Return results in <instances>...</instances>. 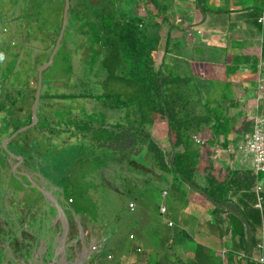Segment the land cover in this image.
Returning <instances> with one entry per match:
<instances>
[{
    "label": "trees",
    "instance_id": "1",
    "mask_svg": "<svg viewBox=\"0 0 264 264\" xmlns=\"http://www.w3.org/2000/svg\"><path fill=\"white\" fill-rule=\"evenodd\" d=\"M204 1H198L197 9L199 8L207 16L213 13L214 15L211 16L214 17L215 21L220 14L239 12L243 9L246 10V13H251L254 16L253 22L255 26H259L261 22L258 19L261 16L264 17V0H260V6H252L254 10L249 5L250 0H230L231 3L225 0L226 7H218L216 9L209 8L207 1ZM68 2L69 6L63 29V32L66 33L65 35L63 33L60 38L59 46L54 52L53 59L58 54L65 55L67 59H70L75 51L80 53L84 44L88 43L90 52L85 58H89V62L92 64L97 63V66L93 72H88L87 74L89 76L97 75L96 77L99 78L98 80L90 81L91 88L94 90L99 87L98 82H102L103 88L109 87L110 84L121 82L123 88L118 89L119 92L111 93L112 91H108L107 93V91H104L102 94L103 96L115 95L116 99L103 101V106L108 109L110 107H120L119 110L122 114L119 117L121 120L117 124L108 125V128H105L108 131L104 133L100 131L99 136H92L91 134L96 133L98 129H103L104 127L101 124L96 128V123L90 125L89 119L82 122L81 117L74 116L75 120H70L68 124L75 125V129L84 133L83 137L78 140L79 142L72 144H78L82 150L74 154V158H72L73 153L70 152L74 150V147H76V150L79 147L77 145L71 146L64 154L63 159L65 160L61 159L60 164H56L60 168V175L73 177L79 175L81 171L86 173L91 171L92 173L96 172L95 174L101 177L100 172L97 173V171L103 165H108L107 168H110L115 163L120 170L126 169L128 172L137 175L144 174L147 188L153 189L154 187L158 191L156 192L159 199H161V201L159 199L156 201L157 198L153 199V194L147 195L148 199L155 201L157 215H162L159 211V206L162 204L166 207L165 213L173 214L174 219L171 217L169 220L175 222H177L176 218L178 217L172 210L175 208L173 201L186 197L192 188L196 191L195 189L198 190L196 186L201 187L204 190V192L200 191L201 195L212 206L211 214L214 215L215 219V222L211 223V225L206 223L204 229L205 231L211 229V235L214 236V240L211 242L195 241L193 242V253L186 260L182 262L180 257L174 255V258L171 259L172 261L169 262L173 244L175 245L184 240H192L191 234L184 230L180 224L174 222V230L172 227L170 232L172 235L166 236L167 241L163 243L165 252L161 259H158L157 255L152 254L154 256V258L152 257L153 264H264V262L256 261L261 256L264 258V180L256 181V179L260 178L259 174L264 172L255 173L253 171L254 173L251 172L252 176H247L248 182L255 183L256 181L261 189L258 191L254 189L244 191L248 202H244L239 208L237 205L230 206L225 202L226 197H217L213 193L214 191H211L210 167H206L204 170V172L210 171V173H201L199 170L201 166L197 164L198 158L201 160V153L204 151L202 149L205 144V141L202 143L197 139L200 133L207 132L205 137L208 139L215 138L216 135H221L224 138L227 132L230 133L228 128L230 127L229 125H233V122L222 111L221 100H230L231 104L234 105V101L240 98L239 94L233 93L231 90V85L234 84L231 77L238 71V65L226 64L222 53L219 51V46H217V41L220 40L215 39L214 44L217 46H215V49L217 54L221 55L224 64L215 66L211 62V75L213 76H211V79L205 78L204 76H199L195 72L194 66H192V63L196 61L192 54V49L196 45L192 35L195 32L193 27H188L185 32L182 31L181 33L183 36L180 41H182L185 55L181 58L179 57V61H175V57L169 56L170 53H167L171 39L170 32H167L164 42L166 53L161 61L155 65L152 50L159 42L161 27L166 23L169 24L168 22L165 23L168 20V17H165L167 15L158 21L152 15V10L147 2H152L155 5L156 0H68ZM64 7L65 0H0V42L3 43L0 44V51H2L0 54V65L2 63L6 64L5 71L1 77L3 81H0V85L7 83L9 86L14 87L13 91H18L20 99V103L16 107V99L11 94L12 90L8 91L5 85L1 86L0 96L2 94L3 98H0V111L5 107H16V110L22 113L28 106V110L21 115V118L16 116L12 118L11 115L7 117L11 123L15 124L9 129V134L22 125L24 126L31 122L30 104L35 97L38 75L33 87L27 85L26 81L34 72H39L38 66L43 62H47L53 52L57 37L52 40V34L57 36L60 32ZM165 8L166 6H162V11ZM54 18L59 24L54 28H50ZM188 19L190 20L191 17H188ZM217 31L219 32L214 34L215 38L223 36L224 39H229L233 34L243 41L247 40V36H242V34L248 35L249 33L248 29L236 32V30L227 28ZM220 32H222V35L219 34ZM24 38L33 41H45L46 39L52 41L48 42L50 44L46 43L34 57L28 47L29 49L25 50L27 57L20 58L17 48H20L19 45L22 47ZM85 58L80 59L81 64L84 63ZM53 59L48 67L42 71L41 87L43 85V73L51 66ZM173 60L175 64H172ZM256 64L257 62L255 61L252 65H247L248 77H255L253 81L250 80L249 84L252 86L250 90L257 91V86H263L261 87V98H264V80L263 82L259 81V83L256 81L259 75L264 74V69L261 68L259 71ZM18 67H21V70L17 74L15 71ZM224 67L227 68L224 69ZM1 69L2 67H0V75ZM88 69H90L89 66ZM220 70H222V77L218 76V71ZM200 74L203 75V73ZM10 75L11 77H9ZM14 76L19 78L15 79ZM205 81L213 84L211 87V105L208 99L209 96L207 97L208 92L205 93L203 91L205 86H208ZM224 81H227L229 86L227 92L224 91L221 97L231 94L228 99H222L218 93L220 85L217 83ZM15 85L18 87H15ZM71 95L77 96L82 95V93ZM39 99H41V95H39ZM43 104L44 101L40 104L42 110L44 108ZM240 112L239 110L238 114H241ZM69 113L74 114L71 111H68ZM70 117L72 118V116ZM61 118L63 117L58 112L55 115L53 114V116H49L48 121L50 124L48 123V125H51V123L57 124V121L60 122ZM76 120L81 123H77ZM43 121L45 122L47 119L43 117ZM253 121L255 120L252 118L249 121V118L243 117L246 130L253 127L255 124ZM82 123L83 125H81ZM156 123H160L158 125L159 132L166 129L162 140L165 141L164 144L169 146L168 150L161 145L162 140L158 141L151 135L150 128ZM261 124L264 131V118ZM87 138L91 142H87ZM228 138L227 142L229 141ZM22 144L25 147L21 150L15 141L11 139L7 148L13 149L16 153H22L23 160H25L33 150L29 151L27 142L22 141ZM32 145L31 147H34L35 144ZM209 150L208 147L205 148V151H207L205 154L211 153ZM0 153L3 161L5 159L4 156L7 154L2 147H0ZM59 154V151H57L56 157ZM143 161L145 165L141 164ZM26 165L28 168L34 169L30 163ZM109 165L111 166L109 167ZM36 170L42 172L40 168ZM168 174L172 175L171 182ZM121 177H125V174ZM195 178L198 180L202 179L203 184H198ZM51 181L55 186H58L52 178ZM147 181L151 182L148 183ZM102 183H104L103 180ZM63 184L65 183L63 182ZM72 184L74 183L71 182L69 185ZM70 187L73 188V186ZM163 190L165 191L164 195H162ZM206 191L207 194H205ZM130 192L131 189L127 191V194H130ZM168 194L172 197L169 202H165V197ZM143 205L146 208L147 218H149L147 208L149 204L143 202ZM183 214L181 212V217H184ZM158 222L160 223L159 220L154 221L159 227ZM184 223L186 221L183 218L182 224ZM160 229L165 230L161 227ZM160 229L158 228V230ZM146 230L147 226L144 222L141 228L132 234L134 238L135 236L139 238L143 236V233L147 234ZM228 238L231 243L227 242ZM171 239L172 241L175 240L174 243L169 241ZM134 246L132 244L129 249L126 247V251L131 254V257L136 256L132 251L143 256L144 249L141 250L140 248V250H137V246L136 249Z\"/></svg>",
    "mask_w": 264,
    "mask_h": 264
},
{
    "label": "rangeland",
    "instance_id": "2",
    "mask_svg": "<svg viewBox=\"0 0 264 264\" xmlns=\"http://www.w3.org/2000/svg\"><path fill=\"white\" fill-rule=\"evenodd\" d=\"M198 1L199 0H156L155 5L152 4V2H147L149 5V8L152 10V15L155 16V19H157V21L160 20V18L163 19V17L167 15L165 17H168L167 18L168 20L165 21V23L168 22L170 24L169 25L166 23L162 27L160 26L161 29L159 31V34H160L159 42L157 43V45H155L152 52L154 55L155 65H157L156 63L160 62L162 57L166 53L164 49V42H165V37H166L167 32H170L171 39L169 42L170 46L167 50V53L168 52L170 53L169 56L170 55L174 56L175 61H179V57L181 58L183 57V55H185L182 41H180L181 37L183 36L181 33L182 31L185 32L186 31L185 29H187L188 27H193L195 32L194 34L192 33V35L194 37V43H196V45L194 49H192V52H193L192 54L195 57V60L197 62L194 61L192 63V66H194L195 72H197L199 76H204L205 78L211 79L212 78L211 76L213 75H211V67H210L211 64L210 63L212 62L215 66H221L222 64H224V61L221 59V55H219V53L217 54V50L215 49V46L211 44V39H212L211 37H213L214 35L213 33L219 32L217 30L227 29L231 25H235V23L237 24V20H239L240 16L243 13H240L241 11L233 12L229 14V17H225L226 15L221 14L219 17H217L215 21L214 17L211 16V15H214L213 13L207 16L203 11L199 10V8L197 9ZM206 1H207V5L211 9H216L218 7L220 8L226 7L225 5L226 2H224L225 0H205L204 2ZM228 1L229 3H231L230 0ZM259 3H260V0H250L249 1V5H251L250 7L253 10H254V7L252 6L258 7L260 6ZM162 6H166V8L163 11H162ZM188 17H191V19L189 20ZM58 24H59L58 21H55V18H54V21L51 24L50 28H54L58 26ZM64 27L65 25L63 26V19H62V24H61V29H60L59 34L57 36L52 34L53 36L52 40L56 39L57 37L56 44L53 49L59 46L58 44H59L60 38L62 37L64 33L63 32ZM236 28L239 31H242L241 30L242 28H240L239 25ZM232 30H236V29H232ZM9 32H10V27H9ZM195 34L198 36H196ZM219 34L222 35V32H220ZM237 34H240V33H237ZM231 36H234V35L232 34ZM242 36H247L246 37L247 40L244 42L241 41L242 43L250 42L249 44L252 45L255 41V36L250 35V33H248V35L242 34ZM213 39L223 40L224 38L223 36H221V37L213 38ZM52 40L46 39L45 41L42 40L43 41L42 42L38 40L37 41L26 40L24 38L22 40L23 42L22 47L19 45L20 48H17V51L20 54V58L27 57L25 50L28 47L31 49L32 55L34 57V55H36L45 46L46 43H48L49 41L51 42ZM227 40L229 39L227 38ZM64 41H67V40H64ZM225 42L227 43V41ZM241 42H239V44ZM0 44H3V43L0 42ZM68 46L70 47L71 45H68ZM221 50L223 51L224 55L227 56L226 59L230 60V62L240 63V61H242L244 63L252 64L251 62H253V59H254L253 58L254 56L252 57L251 54L245 51H241L240 49H235L233 51L231 50L228 51L225 49H221ZM1 52L2 51H0V54ZM89 52H90V47L88 43H85L84 46L81 48L80 53L75 51L73 53V56L70 59H67V56L60 55V54L54 57L51 66L48 68L47 71L45 70L43 73V85L41 87L42 93L40 94L41 99H39L40 104L42 103V101H44L43 110H42V106L39 104L38 111L36 108L38 116L35 113L36 118H37L36 123L32 126H29L30 125L29 124L28 125L29 127L27 129H23V131L17 133L18 135L15 134L13 137L12 135L16 130L13 131L11 134H9V129H11L12 125H15V124L11 123L10 120L7 119V117L11 115L12 118H14L15 116L18 118H21V115L28 110V106L26 107L25 111H23L22 113L18 112L19 110H16V107L20 103L18 91H13V89L15 88L12 86H9L7 83H3L0 85V87L1 86L3 87L5 85L8 91L12 90V93H11L12 97L16 99V104H17L16 107H5L3 110L0 111V142H1L0 147L4 139H7L8 137H12L11 139L15 141V143L21 150L23 147H25V145L22 144V141H25L28 143L27 147L29 148V151H31V149L33 150L29 153L28 158L23 160V162L10 159L11 156L9 155L4 156V158L7 157L9 169H11L8 172H6L5 175L2 173V170L0 167V220L7 223V226L3 230L1 229L2 233L0 235V264H24V263L26 264L27 263V260L23 258L24 255L23 256L19 255L18 252L20 251L21 247L28 245V243L32 241L30 239V234H29L30 229H28L29 222L31 224V228H32V225H35V231L40 236L43 235V233H45V231L49 229L47 223L49 221V217L51 216L53 212V210L51 211L52 208L45 207L44 205H38L35 213L33 214L32 220L29 221L30 219H28V215H30V213L28 214L27 213L28 211L26 209L29 207L28 205L30 204V200H31V203H33L32 200H37V197H34L31 194V190H30L31 189L30 187L33 186L32 184V182L34 181L33 177L37 176V174L33 173L32 170H29V168L26 165L28 163H30L34 169L40 168L41 169L40 171L48 174L53 180L56 181L57 184L59 185L66 184L65 193L63 192V195L66 198H68L69 196L70 197L72 196L71 197L72 200L74 199L72 206L76 207L74 209L76 211L75 213L78 214L82 212L81 214L84 215L82 217H84L86 221H89V223L93 225L96 222H100V221L108 224V228H103V226L102 225L100 226V224L97 225L98 228L95 226L96 231H98L97 232L98 235L102 237L101 241L102 240L108 241L110 239L108 238L109 236L107 234L108 232L110 233L111 237L113 235H116V233L117 234L123 233V231L126 228L125 227L126 224L124 222H122L121 224H118L116 222V218L119 215L120 218L122 219V217L125 215V211L129 209L128 207L129 201L133 202L134 200H131V198H134L135 199L134 202L136 204H134L133 211H132L133 214L131 216L134 217L135 221H137L139 224L140 223L142 224L145 222L147 226V230H146L147 234L143 233V236L137 238V240L140 241V244L142 245L144 249V255L143 256L136 255L135 257H132L131 259L133 260L135 264H138V263L141 264L142 262H143L142 264H153L152 254L157 255V258L161 259L162 255L165 252L163 243L166 242L167 239L166 238L163 239V238L164 236H166V232L165 230H161L160 227L163 229H168L169 222L171 223L175 222L169 219H171V217L174 219V217L172 216L173 214L171 215V213L169 212L163 213L160 216L157 215L156 204L153 199L157 198L156 201H158L159 199L158 194H157L158 191L154 187L153 189L147 188L146 180H145L146 177L144 174L137 175L132 172L131 173L128 172L126 169L120 170L118 169L116 163L113 164V166L107 170L108 174L106 173L104 174V178L113 179L115 184L116 182H120L126 191L131 189V192L128 198L126 197L119 198L116 195V193L110 191L109 189L105 187L104 183H102V181L100 180V176L98 177V175L95 174L96 172L92 173L90 171L89 173H86L85 171H81L79 175H75L73 177H68V176L66 177V176L60 175L61 173L60 168L56 166L57 163L60 164L61 159L65 160L63 159L65 156L64 154H66V152L71 148V146L77 145L79 147L78 144H72V143H77V141L83 137L82 135L84 132L75 129L74 127L75 125L73 126V125L68 124L70 120L71 121L75 120L74 116L81 117L82 122L85 120L88 121L89 119L88 122L90 123V125H94V123H96L95 124L96 128L98 127L99 124H101V126L104 127L103 129H98L96 133L91 134L92 136L93 135L99 136L100 131L102 133L107 132L108 129H105V128H108L107 127L108 125L111 126V124L112 125L117 124V122L121 120L119 118L122 114L121 111L119 110L120 107H110V109H108L106 107L104 108L103 106V101H112L116 99L115 98L116 96L115 95L103 96L102 93L104 91H107V93L108 91H112L111 93L119 92L118 89L123 88L122 83L116 82V83L110 84L109 87H104L105 88L104 89L102 82H98L99 87H96L93 90L91 88L90 81H95V80H98L99 78L96 77L97 75L89 76L87 74L88 72H93L94 68H96L97 66V63L92 64L89 62V58H85L89 54ZM207 57L211 59H208ZM82 58H85V60H84V63L81 64L80 59ZM167 61H169V59H167ZM42 64L38 66L39 70L41 69ZM172 64H175L174 60ZM5 66L6 64L4 63L0 65V67H2L0 81H3L1 77L3 75L2 73L5 71V68H6ZM88 66L90 67V69L87 70ZM46 67H48V65ZM225 68L227 67H224V69ZM243 68L246 69V67L244 66ZM19 70H21V67H18L15 73L18 74ZM199 72L203 73V75H201ZM237 72L240 74L243 71H241L239 68ZM37 75L38 73L34 72L27 79L26 84L30 85V87H33L37 81ZM218 76L222 77V70L218 71ZM9 77H11V75ZM14 78L16 79L19 77L14 76ZM238 78L239 77H237V79ZM249 79L253 81L255 77L250 76ZM205 82L208 86H205L203 91L205 93L208 92L209 95L207 94V97L208 96L210 97V98L208 97V99L210 100L209 102L211 105V87L213 86V84L209 81H205ZM217 84L220 85L218 93L221 97L224 91L227 92L229 83L227 81H224V82H218ZM15 87H18V86L15 85ZM261 87L257 86V91L250 90L251 84H248L249 90H247L246 95L245 94L243 95L245 97L239 98L238 100L234 101V105L231 104L232 102L230 100H221L220 98L219 99L217 98L218 100H221L222 111L231 118V122H235V124L238 125L239 122H241V120L243 121V119H241L240 117L241 115H245V117L249 118V121H250V118H252L253 120L260 119L261 121H263L264 98H261V93H262ZM243 89L244 87L241 83V80L234 81V84L231 85V90L233 91V93L236 92L237 94L240 95L243 92ZM79 93H82V95H77V96L71 95V94H79ZM100 94H102V96H100ZM230 95L231 94H227L226 96H222L221 98L228 99L231 97ZM0 98H3L2 94ZM32 105H33V102H31L30 104L31 110H32ZM239 110L241 111V115L238 114ZM68 111H71V113H74V114L69 113L70 114L69 115ZM57 112L63 118L60 119V122L57 121V124L51 123V125H48L49 116H53V114L55 115V113ZM31 114H32V111H31ZM43 114L44 116H42ZM46 115L48 116L46 117ZM70 116H72V118ZM43 117L47 119V121L44 122ZM76 121L77 123H81L78 120ZM102 123H105V124H102ZM159 124L160 123H156L152 128H150V131H151V135L155 137L156 140L161 141L163 139V136L166 133V129H163L162 132H159L158 131ZM81 125H83V123ZM229 126L230 127L228 128V131L229 132L234 131V128L231 127V125ZM21 127H23V125ZM206 133L207 132L200 133V134L198 133L199 136L197 137V139L201 141L202 143H204L205 141V144L203 145V149H202L204 151H202L201 153V160L198 158V161H197V164L201 166V168H203V170L201 171L203 173L205 172L210 173V171L204 172V170L206 167H210L211 169V165H214V162L216 165H221V164L228 165L230 169H232V167L234 166H238L237 164H235L236 161L233 160L234 161L233 162L232 159L230 161L231 163L233 162L234 164L230 165L228 162H226V159H224L223 157H227V156L225 154L223 155L221 154L222 153L221 148L216 147L217 150L213 149L214 145L218 144V142L220 141L219 139H221L220 137L221 135H218V136L216 135L215 138L208 139L205 137ZM227 138H228V132H227V135L224 136L226 147L228 145ZM87 142H91V140L87 138ZM164 143L165 141L162 140L161 145L165 149L168 150L169 146ZM32 144H35L34 147H31L33 146ZM229 146L231 148V151H233L234 149L231 147V144H229ZM204 147L205 148L208 147L210 149L209 151L215 154V156L211 155V153L205 154L207 153V151H205ZM234 148H235L234 152L237 153L238 148L235 145H234ZM26 150H23V151H26ZM78 150H76V147H74V150L70 152V153H73L72 158H74L73 155L80 152L82 148L79 147ZM57 151H59L60 153L58 157H56ZM38 155L40 156V159ZM239 156L241 159H243L244 155L240 152ZM2 162H3L2 155L0 153V165ZM141 164L145 165V162L143 161L141 162ZM14 165H17L20 167L19 169L20 172L27 173V174L33 173L34 175L32 177H27L25 174H23L22 180L18 179L20 176L17 177V175H15V173L12 172ZM250 165H251V170H254L252 164ZM85 170H86V167H85ZM99 172L100 171H97V173ZM215 172H218V171H211L212 173L211 177L215 176L217 178L216 183H219L218 179L224 178V176H222L221 174L214 175ZM238 173L236 172L234 175ZM124 174H125V177H121ZM168 175H169V181L171 182L172 175L170 174ZM259 175H260L259 177L261 178V180H264V173H260ZM5 176L7 180H5ZM195 180L197 183L203 184L202 179L198 180L197 178H195ZM144 181H145V184H144ZM63 182L65 184H63ZM71 182H73L74 184L69 185ZM147 182L150 183L151 181H147ZM5 186H6L7 192L3 191V188ZM27 186L29 187L27 188ZM70 186H75V187L71 188ZM151 188H152V185H151ZM196 188H198V190L195 189L196 192L194 191V188H192V190H189V193L187 194L186 197L181 198L182 203H183L181 207L183 208L182 212L184 213V217L176 218L177 222H175V223L180 224V226H182L184 230L190 233L191 238L193 240V241L191 239L184 240L183 242L181 241L180 243H177L175 245L173 244V247H171L172 250H176L177 252L179 251L182 257L189 256L193 253V245H194L193 242L195 241L196 242H201V241L211 242V234H210L211 229H209L210 231L205 232L203 231V225L200 228L197 225L198 221H200L202 224L203 222L201 220H204L206 222L205 217H207V214H208L207 209L211 210V206L209 202L205 201L206 199L204 200V197H202L201 195L200 191L204 192V190L198 186H196ZM10 189L14 190V193L13 194L11 193L10 197L8 199H5L4 195H6L10 191ZM163 193L164 192L162 191V195ZM148 194H153V199H148L147 197ZM205 194H207V191ZM171 197L172 196L168 194L165 197V202H169ZM198 199H202V200L198 201ZM159 201H161V199H159ZM41 202L44 203L45 200L42 199ZM143 202L145 204L146 203L149 204L147 206L149 218H147V214L145 210L146 208L143 205ZM124 203H125V209L123 208ZM17 207L20 208V213H21L20 215H17V210H16ZM78 208H82V209H78ZM47 211H49L50 214H48ZM135 212L136 213L138 212V213L134 214ZM54 214L56 216V210L54 211ZM183 218L185 219L186 223L182 224L181 222H178V221L183 220ZM153 220L155 222L157 220L160 221V223L158 222L159 227L156 225V223H154ZM17 222L19 226L16 230ZM174 227H173V230H174ZM158 228L161 231L158 230ZM7 232L8 233L10 232V234L7 235L8 237L6 236ZM128 234L129 232L127 233V236ZM118 235L116 236L118 237ZM171 235L172 234H170L169 236ZM128 237L130 238V236ZM199 237L203 239H200ZM3 238H6L11 243L9 244V241L6 242L5 240H3ZM130 241H134V238L131 239ZM169 241L171 243H174L175 240L172 241L171 239ZM5 242L8 243L9 245L8 247ZM138 257H140V259ZM106 259L107 260L110 259L114 261L116 260V256L112 254L107 255ZM131 259L129 257L126 260L128 264L133 263V262H130Z\"/></svg>",
    "mask_w": 264,
    "mask_h": 264
},
{
    "label": "crops",
    "instance_id": "3",
    "mask_svg": "<svg viewBox=\"0 0 264 264\" xmlns=\"http://www.w3.org/2000/svg\"><path fill=\"white\" fill-rule=\"evenodd\" d=\"M244 11H241V12L239 11L240 13H243V14L240 16L239 20H237V24L235 23V25H231L229 27V30L236 29V32L239 31L236 28L238 25L240 26V28H242L241 30H245L246 28H248V32L250 33V35L253 34L255 36L254 43L252 45L249 44L250 42L242 43L241 41H243V40L238 38V36H235V35L231 36L229 38V40L219 39L220 41H217L218 42L217 46H219V51H220V53H222L226 64H228V63L236 64V65H238V68H240V70L243 71L240 74L238 72H236V74H238V75L235 74L231 77L233 82L241 80V83H242L244 89H243V92L240 94V98H242L243 95L247 93V90H249L248 84L250 83V79H249L250 77H248V73L246 71L247 65H249V63H244L242 61H240V63L230 62V60L226 59L227 56L224 55V53L221 49H225L228 51L240 49L241 51H245V52L251 54L252 57L254 56L253 58H255V60L253 59V62H251V63L253 64L256 61L257 62L256 65H257V68L259 71L261 68L264 69V19L262 21H259V19H260L259 18L258 21L261 22V24L259 23V26H255V23L253 22L254 16H252L251 13H248V12L246 13V10H244ZM229 14H231V13L227 14L225 12L222 15H226L225 17H229ZM213 34H215V33H213ZM211 38H212L211 44L216 46L214 44L215 41L213 39V38H215L214 35ZM225 41H227V43ZM239 42H241V43L239 44ZM252 64H250V65H252ZM243 66L246 67V69H244ZM237 77H239V78L237 79ZM259 79H260V82L261 81L263 82L264 74H261L256 78V81H258V83H259ZM258 83H257V85H259ZM240 110H242V109H240ZM240 117H241V119H243V117L245 118V115H241ZM231 126L234 127V131H230V133H228L229 141H228L227 147L225 145L224 138L220 136L221 137V139H219L220 141L218 142V144L214 145L213 149L217 150L216 147L221 148L222 149L221 154L222 155L225 154L227 156V157H223L224 159H226V162H228L230 165H232V164H234L233 162L236 161L235 164H237L238 166H234V167H232V169H230L228 167V165H224V164L216 165L214 160H213L214 165H211V171H218V172H215L214 175L221 174L222 176H224V178H219L218 179L219 183H216L217 178L215 176L211 177V191H214L213 193H215V195L217 197H220V198H225V195H226L225 201L230 206L237 205L239 207V206H242L244 202H248L246 195H244V194H246V192H244V191H247L250 189L253 190L254 186L257 185L256 183L259 182L261 180V178L256 179L257 182L255 181V183L248 182L247 176L253 175V174H251V172H253V170H251V165H250L251 164V156L249 153L245 154L244 150L241 151L239 149V145H241L242 140H243V134L246 133L247 131L249 132L250 130H252L253 127L249 128V130H246L247 128H246V126H244V123L242 120H241V122H239L238 125H236L235 122H233V125H231ZM229 144H231V147L234 149L233 151H231ZM7 145H8V143H7ZM234 145L238 148L237 151L239 153L237 151H236L237 153L234 152L235 151ZM9 151L12 152L13 154H15L16 157H12L8 153V151H6V154H7L6 156L9 155V156H11L10 159H14L15 161L18 160L20 162H23L24 158H23L22 153H18V152L16 153V151H14L11 148L9 149ZM240 152L244 155L243 159H241L239 156ZM211 155L215 156V154H213V153H211ZM18 156L22 157V160H19ZM231 159H232V161L234 160L232 163L230 161ZM107 166L103 165L102 168H100V169L98 168L99 169L98 171H100V174H101V177H100L101 181L103 179H108V178H104V174L105 173L108 174L107 170L110 169L112 166L109 165V167L111 166L110 168H107ZM0 167H1L2 173L4 175L6 174V172L11 170V169H9L7 157L3 160ZM14 167H15V171H13L14 170V168H13L12 172H14L15 175H17V177L20 176L21 178L19 177L18 179H21V180H22L23 174H25L27 177H32L34 175L33 173L37 174V176L33 177V179H34V181L32 182L33 186L30 187L31 188L30 189L31 194L34 197H37V200H32L33 203H31V200H30V204L28 205L29 207L26 209L28 211L27 213L28 214L30 213V215H28V219H30L29 221L32 220L33 214L35 213L38 205H44L45 207L52 208L51 211L53 210L51 216L49 217V221L47 223L49 229L47 231H45V233H43V235H41V236L35 231V225H32V228H31V224L28 221L29 222L28 223V229H30L29 234H30V239L32 241L30 243H28V245L21 247L20 251L18 252L19 255H22V256L24 255L23 258H25V260H27L26 264H99V263H101V264H128V262L126 260L129 257H130V259L132 257H131V254L126 251V247L129 249V247L132 244H134L135 249H136V246L140 247L141 250L143 249L142 245L140 244V241L137 240L136 236H135V238L133 237L134 241H130L131 239L128 237L130 233H134L135 231H138L141 228V225L143 224V223L139 224L137 221H135L134 217L131 216L133 214V212H132L133 210H131L130 208L125 211L126 216L124 215L122 217V219L120 218L119 215L116 218V222L118 224H121L122 222H124L126 224L125 225L126 228L124 230L125 232L123 231V233H121V234L118 233L119 235L116 233V235H118V237L116 235H113L111 237L110 233L108 232L107 233L109 235L108 238H110V239L108 241H106V240L101 241L102 237L100 235H98V233H97L98 231H96L95 226L98 228L97 225L100 224V226L102 225L103 228H108V224L100 221V222H96L93 225V224L89 223V221H86L84 219V217H82V216H84L81 214L82 212L78 213V214L75 213L76 211L74 209L76 207L72 206L74 199L73 200L71 199L72 196L71 197L69 196L68 198H66L63 195V192L65 193L66 185L56 184L58 186H55L52 183L49 175H46L43 172H39L36 169L29 168V170H32L33 173L27 174V173L20 172L19 166L14 165ZM199 170L201 171L203 169L200 167ZM236 172L237 173L239 172L238 174L240 176L238 174L234 175ZM201 173H202V171H201ZM39 179H40V181H39ZM5 180H7L6 176H5ZM109 180H111L109 182L111 187H108L104 184L107 189L116 193V195L119 198L120 197H122V198L123 197L124 198L129 197L130 194L129 193L127 194V191L121 185L120 182H116V184H115L113 179H109ZM251 180H252V178H251ZM114 184H115V186H114ZM198 184L202 185L201 183H198ZM249 184H251V185H249ZM28 187L29 186H27V188ZM73 187H75V186H73ZM114 187H116L118 189V191L114 190L113 189ZM3 191L7 192L6 186L3 188ZM11 193L13 194L14 190L10 189V191L7 194L5 193L6 195H4V198L8 199L10 197ZM50 195L61 206V208L65 212V216L67 217V229H68V231H67V242H66V244H64L63 250L60 248V245L57 244V241L60 239V235H61V231H62V227H61L62 222L59 219H56V216L54 214V211L56 210L55 203L51 201ZM42 199L45 200L44 203L41 202ZM131 200L135 201L134 198H131ZM198 201H199V199H198ZM173 202L175 204V208L172 209L173 213L178 218H181V212L183 210V208L181 207V205H183L182 200L180 198L179 200H174ZM20 205H19V207H20ZM19 207L16 208L17 215L21 214ZM126 207H127V205H126ZM123 208L125 209V203H124ZM177 208H178V210H177ZM78 209H82V208H78ZM207 210H208V212H207L208 214H207V217H205L206 222L204 220H201L203 222V224L200 221H198V224H197L199 228L202 227V225H203L204 231H205L204 228L206 226L207 221L210 225H211V223L215 222L214 215L211 214V210L210 209H207ZM240 210H243V209H240ZM47 213L50 214L49 211H47ZM137 213L135 212L134 214H137ZM239 216L241 217L240 214H239ZM182 221L183 220H181L179 222L182 223ZM136 222H137V224H136ZM167 224H168V222H167ZM6 226H7V223L0 220V235L2 233L1 229L3 230ZM18 226H19V224L17 222L16 230H17ZM173 226H174V222L171 225L168 224L169 228L165 229L166 236L170 235V232H171ZM207 231H209V230H207ZM207 231H205V232H207ZM128 232H129V234L127 236ZM202 233H203V231H202ZM9 234H10V232L9 233L7 232L6 236ZM166 236H164V238ZM213 237L214 236L211 237V241L214 240ZM3 240H5L6 242L9 241L6 238H3ZM227 240H228L227 242L231 243L229 238ZM10 243L11 242L9 241V244ZM6 245H7V247L9 246L8 243H6ZM60 252L65 253V257H64L65 259L64 260H61V257H60L61 253ZM132 253L134 255H138L137 253H135L133 251H132ZM111 254L116 256V260L113 261L110 259L109 260L106 259L107 255H111ZM174 255L180 257L182 262L184 260H186L188 257V256L182 257L181 253L179 251L177 252L176 250H171V254L169 255V257H170L169 262L172 261L171 259L174 258ZM138 258L140 259V257H138ZM130 262H133V260L131 259ZM132 264H135V263L133 262Z\"/></svg>",
    "mask_w": 264,
    "mask_h": 264
},
{
    "label": "built area",
    "instance_id": "4",
    "mask_svg": "<svg viewBox=\"0 0 264 264\" xmlns=\"http://www.w3.org/2000/svg\"><path fill=\"white\" fill-rule=\"evenodd\" d=\"M264 19L263 16L260 17L259 21ZM262 121L260 119L255 120V124L251 131H247L243 134V140L241 145H239L240 150H244L245 153H249L251 156V164L253 166V171L255 173L264 172V131L262 127ZM257 184V183H256ZM254 189L256 191L260 190L261 187L257 184L255 185ZM163 195L165 191H163ZM259 205V204H257ZM129 206L132 208L134 207L133 203H129ZM159 211L163 214L166 212V207L164 205L159 206ZM172 223L169 222V225ZM130 238L133 237L132 234L129 235ZM137 250H140L137 248ZM256 261L264 262V258L261 256L260 258L256 259Z\"/></svg>",
    "mask_w": 264,
    "mask_h": 264
},
{
    "label": "water",
    "instance_id": "5",
    "mask_svg": "<svg viewBox=\"0 0 264 264\" xmlns=\"http://www.w3.org/2000/svg\"><path fill=\"white\" fill-rule=\"evenodd\" d=\"M68 6H69V2H68V0H65L64 17H63V26L65 25V16H66V12H67ZM61 31H62V30H61ZM56 48H57V47H56ZM56 48H55V49L53 50V52L50 54L48 61L45 62V63L41 66V69H40L39 72H38V84H37V89H36V92H35V97H34V101H33V105H32V110H31V111H32V114H31L32 116H31V122L29 123L30 125L27 124V126L25 125V126L19 128V129H17V130L13 133L12 137H13L15 134H17V133L23 131V129H27L29 126L34 125L35 122L37 121V118H36L35 113H36V108H37V105H38V102H39V94H40V88H41V82H42V71H43L44 67L46 68V66L49 65V64L51 63ZM28 125H29V126H28ZM12 137H8L7 139H4V140H3L1 146H2V148H3L5 151H7V149H8V148H7V143L11 140ZM8 153H9L12 157H16V155L13 154L12 152H10L9 150H8ZM18 159H19V160H22V157H19V156H18ZM13 171H15V167H14V170H13ZM103 181H104V184H105L106 186L111 187V185L109 184V182H110L109 179H103ZM113 189L116 190V191H118V189H117L116 187H114ZM48 194H49V193H48ZM50 197H51V195H50ZM51 201L55 203V208H56V219H59V220L62 222V225H61V227H62V231H61L60 239L57 241V244H59V245H60V248L63 250V248H64V244H66V242H67V231H68V229H67V217L65 216V212H64V210H63V209L61 208V206L57 203V201H56L54 198H52V197H51ZM48 238H49V237H48ZM46 240H47V239H46ZM60 253H61V256H60V257H61V260H64V259H65V258H64V257H65V253H64V252H60ZM30 262H31V261H30ZM30 262H29V263H30Z\"/></svg>",
    "mask_w": 264,
    "mask_h": 264
},
{
    "label": "clouds",
    "instance_id": "6",
    "mask_svg": "<svg viewBox=\"0 0 264 264\" xmlns=\"http://www.w3.org/2000/svg\"><path fill=\"white\" fill-rule=\"evenodd\" d=\"M39 95H40V94H39ZM8 150H9V149H8ZM12 170H13V169H12ZM70 201H71V200H70ZM130 202L133 203L134 201H133V202H132V201H129V203H130ZM134 204H135V202L133 203V205H134ZM128 207H129L130 209L133 210V207L131 208V207L129 206V204H128ZM130 234H132V233H130ZM130 234H129V235H130ZM132 235H133V234H132ZM133 237H134V236H133ZM133 237H132V238H133ZM132 238H130V239H132ZM137 248L140 249V247H137Z\"/></svg>",
    "mask_w": 264,
    "mask_h": 264
}]
</instances>
